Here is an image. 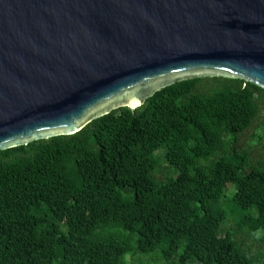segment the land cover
Returning a JSON list of instances; mask_svg holds the SVG:
<instances>
[{"label":"trees","instance_id":"obj_1","mask_svg":"<svg viewBox=\"0 0 264 264\" xmlns=\"http://www.w3.org/2000/svg\"><path fill=\"white\" fill-rule=\"evenodd\" d=\"M133 251L264 264L263 87L184 80L0 151V264H124Z\"/></svg>","mask_w":264,"mask_h":264},{"label":"water","instance_id":"obj_2","mask_svg":"<svg viewBox=\"0 0 264 264\" xmlns=\"http://www.w3.org/2000/svg\"><path fill=\"white\" fill-rule=\"evenodd\" d=\"M201 77L264 88V0H0V151Z\"/></svg>","mask_w":264,"mask_h":264},{"label":"rangeland","instance_id":"obj_3","mask_svg":"<svg viewBox=\"0 0 264 264\" xmlns=\"http://www.w3.org/2000/svg\"><path fill=\"white\" fill-rule=\"evenodd\" d=\"M251 131H247L244 136L241 137L240 142L244 143L246 140L250 138ZM232 193L228 192L226 195V202H227V209L230 211L235 205L234 201L232 200ZM247 211H242L241 213H244ZM231 216H234V214H230ZM236 215V214H235ZM230 224H232V219L230 218L229 221ZM252 239L245 238L246 244H251ZM254 247H258V243L254 242ZM164 261V258L161 256L159 251L156 252H150V253H139V252H130L126 254L123 258L124 264H140V263H146V264H160Z\"/></svg>","mask_w":264,"mask_h":264}]
</instances>
